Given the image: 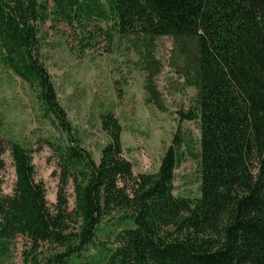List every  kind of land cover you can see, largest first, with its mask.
<instances>
[{"label":"trees","instance_id":"obj_1","mask_svg":"<svg viewBox=\"0 0 264 264\" xmlns=\"http://www.w3.org/2000/svg\"><path fill=\"white\" fill-rule=\"evenodd\" d=\"M48 22L66 25L83 50L100 23L109 39L172 37L174 66L196 90L195 107L181 115L199 122L197 148L179 125L158 169L135 174L123 126L104 112L109 141L96 161L42 62ZM0 62L35 90L56 132L44 144L58 178L50 205L30 149L0 134V264L19 239L23 264H264V0H0ZM154 64L145 87L164 110ZM7 154L11 194L1 176ZM188 157L199 166L195 198L174 194Z\"/></svg>","mask_w":264,"mask_h":264},{"label":"rangeland","instance_id":"obj_2","mask_svg":"<svg viewBox=\"0 0 264 264\" xmlns=\"http://www.w3.org/2000/svg\"><path fill=\"white\" fill-rule=\"evenodd\" d=\"M93 45L84 49L64 24L41 27V59L49 71L60 104L77 130L83 145L96 161L109 141L101 127V114L112 112L123 126L124 154L133 163L135 174L155 172L171 144L178 126L191 135L197 148L199 122L184 119L196 105V90L185 83L175 68L174 42L169 36L153 39H109L108 25L100 23ZM154 57V83L164 110L148 99L146 90L148 59ZM152 68V67H151ZM0 134L27 146L32 152L36 177L46 186L50 205L56 202L58 178L56 162L44 139L56 134L43 117L36 92L30 85L3 67L0 62ZM197 151V150H195ZM1 172L3 191L13 192L15 170L9 154ZM174 194L195 198L200 194V172L196 158H186L176 169ZM73 205L72 186L68 188ZM101 234L100 239H105ZM23 241L3 264H23Z\"/></svg>","mask_w":264,"mask_h":264}]
</instances>
